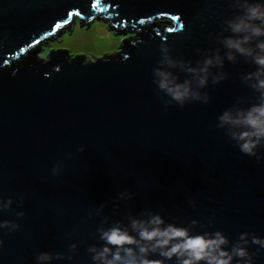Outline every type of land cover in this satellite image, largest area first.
<instances>
[{
    "label": "water",
    "instance_id": "95a60500",
    "mask_svg": "<svg viewBox=\"0 0 264 264\" xmlns=\"http://www.w3.org/2000/svg\"><path fill=\"white\" fill-rule=\"evenodd\" d=\"M239 11L232 0H0V198L13 200L0 220L20 225L11 233L0 229V264H36L42 251L64 255L51 264H92L87 248L103 243L98 227L127 225L128 216L146 218L150 211L193 233L220 230L230 242L241 232L264 237V159L241 153L216 127L237 100L241 107L254 102L241 77L255 65L239 55L225 60L227 78L216 85L210 78L202 90L209 103L183 107H166L152 77L161 46L193 66L205 55L224 57L221 40L232 35L224 21ZM75 17L81 27L103 19L136 38L99 58L71 57L66 48L37 56L40 44L59 40ZM162 18L166 27L157 24ZM124 189L134 195L115 201L114 211ZM254 260L264 264V249Z\"/></svg>",
    "mask_w": 264,
    "mask_h": 264
},
{
    "label": "clouds",
    "instance_id": "9594fccd",
    "mask_svg": "<svg viewBox=\"0 0 264 264\" xmlns=\"http://www.w3.org/2000/svg\"><path fill=\"white\" fill-rule=\"evenodd\" d=\"M232 3L240 11L224 21L226 30L232 33L221 40L227 50L224 57L218 52L205 55L193 66L191 62L174 58L168 47L161 46L158 66L152 70L153 83L157 96L166 107L174 104L183 107L190 102L208 104L209 95L202 90L208 87L210 78L213 85L227 78L224 61L231 63L237 55L250 60L255 68L244 73L241 80L256 94L254 102L241 107L237 100L218 115L216 127L224 131L241 153L255 157L259 162L264 159V153L258 152L259 148H264V0H232ZM173 69L185 73V78L181 80ZM84 150L83 147L78 149L80 152ZM60 170L61 165L56 164L51 173L55 176ZM133 195L128 189L118 192L113 210L119 208L115 201L125 202ZM23 199L21 196L20 203ZM12 203L11 197L0 198V211L10 209ZM104 207L105 204L101 203L95 212L99 214ZM15 215L23 217L24 212L18 211ZM104 222L107 223V218ZM212 222L209 218L208 227ZM197 223L196 220L190 221L192 226ZM19 227L16 222L0 220V229H6L7 233ZM200 228L204 229L205 225L200 224ZM97 232L103 243L99 247L90 245L87 248L92 264H165L166 261H174V264H255L256 253L264 249V237L241 232L234 242H230L220 230L193 233L189 227L166 223L160 213L151 211L146 218L130 215L127 225L117 220L108 227H98ZM250 244L258 246L256 252L249 251ZM3 245L4 240L0 238V248ZM76 247L75 243L69 245L70 250ZM153 254L162 259H151ZM64 258L59 252L42 251L35 255L36 264H51L53 260Z\"/></svg>",
    "mask_w": 264,
    "mask_h": 264
},
{
    "label": "rangeland",
    "instance_id": "374dc122",
    "mask_svg": "<svg viewBox=\"0 0 264 264\" xmlns=\"http://www.w3.org/2000/svg\"><path fill=\"white\" fill-rule=\"evenodd\" d=\"M76 18V17H75ZM162 18L157 20V24L165 23ZM59 40L55 37L46 39V42L40 44L39 50L36 51L37 56L46 58L47 53L56 51L58 48L67 49V54L74 57L76 54L87 55V58L102 57L111 54L114 51L121 50V44L124 39L136 38V33L117 32L107 27V22L103 19L93 20L88 26H80V20L77 18L74 24L68 29L61 32L58 36ZM41 53H44L41 55Z\"/></svg>",
    "mask_w": 264,
    "mask_h": 264
},
{
    "label": "snow or ice",
    "instance_id": "6c2138e0",
    "mask_svg": "<svg viewBox=\"0 0 264 264\" xmlns=\"http://www.w3.org/2000/svg\"><path fill=\"white\" fill-rule=\"evenodd\" d=\"M91 6H92V8H95L97 5L95 3H93ZM66 15L69 16V17H71L73 15V13L68 12V13H66ZM77 15H78V13H77ZM173 18L174 19H179V17H173ZM144 22H145L144 20H140L139 21L140 24H143ZM67 23H69V20H65L63 24H56L55 27H56V29H61L64 26V24H67ZM181 26H183V25H181ZM170 31H172V29H170ZM49 35H53V33L50 32ZM41 39H44V38L42 37ZM37 43H40V41H36L35 42V44H37ZM33 46H34V44H29L28 45V48H33ZM19 51L21 53H24L26 51V49L20 48Z\"/></svg>",
    "mask_w": 264,
    "mask_h": 264
},
{
    "label": "trees",
    "instance_id": "16d2710c",
    "mask_svg": "<svg viewBox=\"0 0 264 264\" xmlns=\"http://www.w3.org/2000/svg\"><path fill=\"white\" fill-rule=\"evenodd\" d=\"M160 26H161V27H166V26H167V23H166V22H165V23H162ZM64 29H65V28H64ZM64 29H63V30H61V32H63V31H64ZM114 31H115V30H114ZM61 32H60V33H61ZM43 43H44V42H43ZM43 43H42V44H43Z\"/></svg>",
    "mask_w": 264,
    "mask_h": 264
},
{
    "label": "bare ground",
    "instance_id": "6f19581e",
    "mask_svg": "<svg viewBox=\"0 0 264 264\" xmlns=\"http://www.w3.org/2000/svg\"><path fill=\"white\" fill-rule=\"evenodd\" d=\"M72 26H70V28H71ZM48 39V38H47ZM50 39V38H49Z\"/></svg>",
    "mask_w": 264,
    "mask_h": 264
},
{
    "label": "flooded vegetation",
    "instance_id": "af4514ba",
    "mask_svg": "<svg viewBox=\"0 0 264 264\" xmlns=\"http://www.w3.org/2000/svg\"><path fill=\"white\" fill-rule=\"evenodd\" d=\"M77 18H75V20H76ZM49 39V38H48Z\"/></svg>",
    "mask_w": 264,
    "mask_h": 264
}]
</instances>
